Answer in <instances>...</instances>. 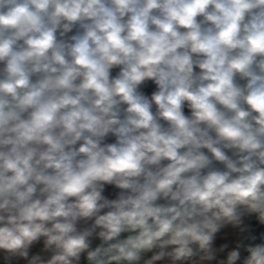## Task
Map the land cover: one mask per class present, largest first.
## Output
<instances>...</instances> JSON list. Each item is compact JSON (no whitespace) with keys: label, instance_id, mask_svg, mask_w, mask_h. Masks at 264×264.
<instances>
[{"label":"clouds","instance_id":"obj_1","mask_svg":"<svg viewBox=\"0 0 264 264\" xmlns=\"http://www.w3.org/2000/svg\"><path fill=\"white\" fill-rule=\"evenodd\" d=\"M0 264H264V0H0Z\"/></svg>","mask_w":264,"mask_h":264}]
</instances>
